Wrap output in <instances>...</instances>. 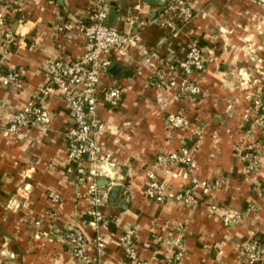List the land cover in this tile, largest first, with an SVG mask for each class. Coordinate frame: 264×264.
<instances>
[{"label": "crops", "instance_id": "1", "mask_svg": "<svg viewBox=\"0 0 264 264\" xmlns=\"http://www.w3.org/2000/svg\"><path fill=\"white\" fill-rule=\"evenodd\" d=\"M162 1L163 7L144 0H117L112 6L116 18L110 25L136 34L138 41L126 56L112 57V67L119 65L120 71L101 78L103 85L115 82L122 95L118 108L100 105L97 110L101 158L112 165L111 177L97 180L107 196L101 208L107 224L97 229L87 225L85 188L67 161L64 131L71 117L59 94L40 102L50 117L47 125L15 136L3 130L14 113L41 97L49 61L82 55L79 27L89 20L91 0H23L10 9L4 68L18 72L20 85H0V264H79L60 239L68 228L87 237L90 255L95 238H102L95 264H135L120 245L127 231L144 264H246L240 252L253 237L262 239L264 249V128L253 125L254 101L264 105V0H192V18L175 29L157 24L169 0ZM134 4L141 14L130 26L123 18ZM61 22L74 26L66 40L56 30ZM192 45L206 60L203 71L191 76L201 88L199 96L179 94L180 80L169 91L148 84L154 69L183 59ZM169 114L182 115L189 126L170 132ZM181 139L191 150L194 169L173 167L168 175H156L175 192L206 182L209 196L198 190L199 202L190 208L145 196V172ZM247 147L258 151L253 172L242 157ZM114 187L118 191L111 199ZM210 203L215 210H207ZM178 237L179 250L172 243Z\"/></svg>", "mask_w": 264, "mask_h": 264}, {"label": "built area", "instance_id": "2", "mask_svg": "<svg viewBox=\"0 0 264 264\" xmlns=\"http://www.w3.org/2000/svg\"><path fill=\"white\" fill-rule=\"evenodd\" d=\"M117 0H91L90 16L86 24L79 27L83 35V52L76 60L53 59L46 66L48 85L40 90L41 97H37L27 106L14 113L10 121L3 127L8 135H18L22 131L36 126H45L49 123L48 113L42 109L43 97L51 93H58L66 110L71 117L70 125L64 131L66 154L68 164L75 167L76 182L85 188L84 197L88 201V210L85 215L88 217L87 225L97 229L100 225H106L107 221L101 212L107 203V196L101 191L97 180L102 176L111 177V164L104 162L101 158V147L99 135L101 124L97 117V110L100 105L116 109L120 105L122 91L115 83L103 85L101 78L109 74L112 67L114 55L124 57L129 46L138 41L133 33H124L107 23L109 9ZM192 0H169L165 5L163 14L157 20L161 27L175 29L179 23H185L192 18ZM23 0H15L12 4L0 2V85L19 86L20 76L15 70L4 68L7 50L5 44L11 40L8 31L4 30L8 13L12 6H20ZM140 5L134 4L124 14V21L130 26L139 20ZM165 14L168 18H165ZM74 29L70 22H61L56 30L66 40L68 34ZM205 57L200 48L192 45L184 58L175 63H165L163 67L156 68L152 72L148 84L159 88L162 91L174 90L177 88V80L181 81L179 94L187 99H194L201 94V88L191 81L195 72L204 69ZM7 70V74H3ZM258 111L257 118L253 121L255 127L263 128L264 105L260 101H254ZM168 129L170 132L185 129L189 126L186 118L179 114H169L167 117ZM248 172H253L258 164V151L254 147H247L242 155ZM180 167L186 171H192L195 161L191 150L186 142L181 139L178 147L170 152L158 154L155 161L145 172L147 188L145 196L157 203L163 204L169 200H175L184 208L196 206L199 202L197 194L208 197L209 185L201 182L191 189L173 191L164 180H159L157 172L168 175L170 169ZM53 202L57 201L56 196H50ZM216 205H207L208 211L215 210ZM231 216H227L224 222L227 223ZM37 225V224H36ZM61 241L65 245L69 255L79 264H95L96 255L104 248L101 237L95 238V254L90 255L88 250L90 242L78 228H68L63 231ZM173 245L180 249L181 238H175ZM120 245L125 257L135 264H144L136 257L134 238L132 231H127L120 239ZM241 257L246 264H259L264 258L263 246L259 243V237L247 240L241 249ZM178 262L181 260V253L178 251L175 257Z\"/></svg>", "mask_w": 264, "mask_h": 264}, {"label": "water", "instance_id": "3", "mask_svg": "<svg viewBox=\"0 0 264 264\" xmlns=\"http://www.w3.org/2000/svg\"><path fill=\"white\" fill-rule=\"evenodd\" d=\"M145 3L152 5V6H159L163 7L165 4V1L160 2V0H144ZM116 18V9L114 7H111L109 9V14H108V24H114ZM121 67L119 65H114L110 70L109 73L113 76H115L119 71ZM118 191V188L114 187L112 189V192L110 194V198L113 199L114 194Z\"/></svg>", "mask_w": 264, "mask_h": 264}, {"label": "trees", "instance_id": "4", "mask_svg": "<svg viewBox=\"0 0 264 264\" xmlns=\"http://www.w3.org/2000/svg\"><path fill=\"white\" fill-rule=\"evenodd\" d=\"M3 74H7V70H3ZM71 172L75 175V178H76V170H75V167H74V166L71 167ZM88 220H89V219H88ZM88 220H87V221H88ZM259 243H260V245L263 246V241H262L261 238H259Z\"/></svg>", "mask_w": 264, "mask_h": 264}, {"label": "rangeland", "instance_id": "5", "mask_svg": "<svg viewBox=\"0 0 264 264\" xmlns=\"http://www.w3.org/2000/svg\"><path fill=\"white\" fill-rule=\"evenodd\" d=\"M263 128H264V125H263ZM17 204H18V203H17ZM26 221H27V220H26ZM33 225H34V227H36V226H37L35 223H34Z\"/></svg>", "mask_w": 264, "mask_h": 264}]
</instances>
